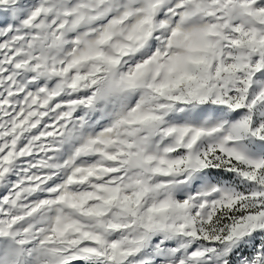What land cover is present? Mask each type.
Returning <instances> with one entry per match:
<instances>
[{
    "label": "snow or ice",
    "instance_id": "snow-or-ice-1",
    "mask_svg": "<svg viewBox=\"0 0 264 264\" xmlns=\"http://www.w3.org/2000/svg\"><path fill=\"white\" fill-rule=\"evenodd\" d=\"M0 264H264V0H0Z\"/></svg>",
    "mask_w": 264,
    "mask_h": 264
}]
</instances>
